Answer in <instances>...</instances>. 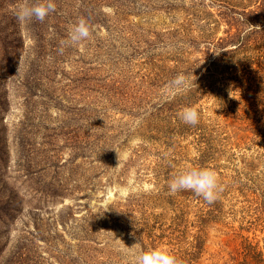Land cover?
<instances>
[{
	"label": "rangeland",
	"instance_id": "374dc122",
	"mask_svg": "<svg viewBox=\"0 0 264 264\" xmlns=\"http://www.w3.org/2000/svg\"><path fill=\"white\" fill-rule=\"evenodd\" d=\"M31 2L0 0V264H264V0H54L19 20ZM81 18L90 37L66 43ZM192 166L217 174L214 202L170 192Z\"/></svg>",
	"mask_w": 264,
	"mask_h": 264
},
{
	"label": "clouds",
	"instance_id": "9594fccd",
	"mask_svg": "<svg viewBox=\"0 0 264 264\" xmlns=\"http://www.w3.org/2000/svg\"><path fill=\"white\" fill-rule=\"evenodd\" d=\"M55 9L54 0H33L31 3L18 6L15 9V15L22 21H30L32 18L43 21ZM90 35L89 23L86 19L81 18L70 29L66 43L75 44L88 39ZM169 87L174 93L185 92L189 89V82L184 75H178L169 82ZM179 117L184 123L190 125H196L200 120L199 111L191 106L184 107L179 112ZM168 188L171 193L191 190L197 196H202L208 203L214 202L222 191V185L215 171L207 167L196 166L185 167L174 173L168 181ZM108 210V204L100 208L102 213ZM125 254L131 258L130 264H181L177 256L165 247H129L125 250Z\"/></svg>",
	"mask_w": 264,
	"mask_h": 264
},
{
	"label": "trees",
	"instance_id": "16d2710c",
	"mask_svg": "<svg viewBox=\"0 0 264 264\" xmlns=\"http://www.w3.org/2000/svg\"><path fill=\"white\" fill-rule=\"evenodd\" d=\"M253 14H256L252 11H248V12H244L240 17H242V19H244L245 22H247L248 24L253 25V21H255L254 17L252 16ZM232 36H236L237 39H240V42H243L244 40H246V36L244 34L240 35V33L238 32L237 34H234ZM37 190V188H35ZM61 191V190H59ZM43 192V190H42ZM62 192V191H61ZM61 192H49L48 195L44 196L43 199L44 200H48V199H54L58 196L63 197V195L61 194Z\"/></svg>",
	"mask_w": 264,
	"mask_h": 264
}]
</instances>
